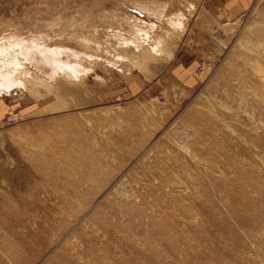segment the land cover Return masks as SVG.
Returning a JSON list of instances; mask_svg holds the SVG:
<instances>
[{"label":"rangeland","instance_id":"1","mask_svg":"<svg viewBox=\"0 0 264 264\" xmlns=\"http://www.w3.org/2000/svg\"><path fill=\"white\" fill-rule=\"evenodd\" d=\"M0 264H264V0H0Z\"/></svg>","mask_w":264,"mask_h":264},{"label":"built area","instance_id":"2","mask_svg":"<svg viewBox=\"0 0 264 264\" xmlns=\"http://www.w3.org/2000/svg\"><path fill=\"white\" fill-rule=\"evenodd\" d=\"M208 64H202L199 68H198V72L199 74L202 73L206 68H207ZM159 101L163 102L164 98L162 96L159 97Z\"/></svg>","mask_w":264,"mask_h":264},{"label":"crops","instance_id":"3","mask_svg":"<svg viewBox=\"0 0 264 264\" xmlns=\"http://www.w3.org/2000/svg\"><path fill=\"white\" fill-rule=\"evenodd\" d=\"M135 87V86H134Z\"/></svg>","mask_w":264,"mask_h":264}]
</instances>
